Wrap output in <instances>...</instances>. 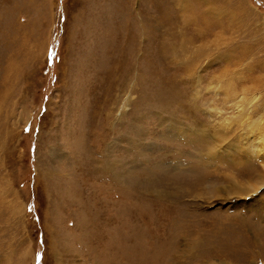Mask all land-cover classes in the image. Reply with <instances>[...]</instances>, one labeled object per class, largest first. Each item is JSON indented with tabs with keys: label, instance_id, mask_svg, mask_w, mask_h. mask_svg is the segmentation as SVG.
Segmentation results:
<instances>
[{
	"label": "rangeland",
	"instance_id": "rangeland-1",
	"mask_svg": "<svg viewBox=\"0 0 264 264\" xmlns=\"http://www.w3.org/2000/svg\"><path fill=\"white\" fill-rule=\"evenodd\" d=\"M260 114L264 0H0V264H264Z\"/></svg>",
	"mask_w": 264,
	"mask_h": 264
},
{
	"label": "bare ground",
	"instance_id": "bare-ground-1",
	"mask_svg": "<svg viewBox=\"0 0 264 264\" xmlns=\"http://www.w3.org/2000/svg\"><path fill=\"white\" fill-rule=\"evenodd\" d=\"M231 82V81H230ZM233 84V83H232ZM229 85V84H228ZM224 88H227V86L226 87H223V89ZM220 89V88H219ZM225 90V89H224ZM221 92V91H220ZM233 93V92H232ZM234 94V93H233ZM230 96V95H229ZM245 96V95H244ZM238 98V97H237ZM233 99V98H232ZM234 99H236V98H234ZM233 99V100H234ZM256 99V98H255ZM230 100V99H229ZM227 101V100H226ZM231 101V100H230ZM248 101V100H247ZM255 102V100H252V102ZM234 104V103H233ZM251 104V103H250ZM253 105H254V103H253ZM233 107V106H232ZM243 108V107H242ZM251 108V107H250ZM244 109V108H243ZM215 110V109H214ZM247 110V109H246ZM253 110V109H252ZM241 113H243L242 112V110L240 111ZM249 112V111H248ZM260 116V119H261V121L262 122H264V115H262V114H260L259 115ZM218 124H220V123H218ZM228 125H229V123H228ZM230 126V125H229ZM231 126H232V124H231ZM230 126V127H231ZM221 127V126H220ZM261 125L260 124H257L255 121H251V122H249L248 123V126H247V129H246V131H248L249 133H248V135H247V141H250V140H252V141H254V143H257V145L256 146H254L253 148L251 147L253 144H251V148L249 147L248 149V153H250V155L252 156V157H254V158H256L257 160H264V133L263 132H261ZM243 129H245V128H243ZM230 131H232V130H230ZM213 135V134H212ZM211 136V135H210ZM243 136H245V135H243ZM242 136V137H243ZM212 138V137H211ZM253 138V139H252ZM245 140V139H244ZM215 141V140H214ZM219 141V140H218ZM240 141V140H239ZM242 141V140H241ZM246 141V140H245ZM233 142V141H232ZM230 143V142H229ZM234 143V142H233ZM237 144V143H236ZM217 145V144H216ZM219 145V144H218ZM227 146V145H226ZM236 146H239V145H236ZM219 147H220V145H219ZM229 147V146H228ZM227 147V149H229ZM240 147H242V146H240ZM226 148V147H225ZM224 148V149H225ZM221 149H222V146H221ZM232 149V148H231ZM239 150H241V149H239ZM212 151H216L217 152V150H212ZM225 151V150H224ZM215 152V153H216ZM231 152V151H230ZM239 152V151H238ZM218 153V152H217ZM237 153V152H236ZM237 154H239L240 155V153H237ZM213 155H215V154H213ZM247 155V154H246ZM240 156H242V154L240 155ZM239 156V157H240ZM249 156V155H248ZM246 157V156H245ZM210 158V157H209ZM233 158V157H232ZM238 158V157H237ZM237 158H234L235 160L237 159ZM242 158V157H241ZM220 160V159H219ZM231 160V159H230ZM234 160V161H235ZM241 160V164H245V159H240ZM240 160H239V162H240ZM210 161V160H209ZM237 161V160H236ZM248 162V161H247ZM250 162V161H249ZM254 162V161H253ZM262 162V161H261ZM238 163V162H237ZM263 164V163H262ZM260 165V164H259ZM236 166V165H235ZM239 166V165H238ZM243 166V165H242ZM240 168V167H239ZM238 171V170H237ZM255 173V172H254ZM229 177V176H228ZM231 177L232 176H230V179L229 180H232L231 179ZM235 176H233L232 178H234ZM227 179V178H226ZM261 179V178H260ZM260 183H262V185L261 186H264V178L262 179V181L260 182ZM253 185H255V184H251V185H249L248 186V189H244V187H242V186H245V185H241V184H236V185H234L233 186V191H235L236 193H238V195H244V194H242L241 192H244V193H246V191H248V190H250L251 188H252V186ZM257 186V185H256ZM260 187V186H259ZM246 188H247V186H246ZM257 192V190H251V194H253V193H256ZM200 196V195H199ZM239 197H241V196H239ZM207 199V198H206ZM210 200V199H209ZM256 202H258V201H256ZM246 205V204H245ZM245 205H243V206H245ZM251 208V207H250ZM243 209V208H242ZM248 210H249V208H247ZM255 211V210H254ZM257 214V213H256ZM245 217V216H244ZM228 224V225H227ZM263 224V223H262ZM248 226V222L247 221H245V220H242V219H239V218H235L234 216H226V217H223V218H220V220L217 222V224L212 228V227H210L209 228V230H208V232H207V234H209V232L210 233H214L215 232V236H216V234L218 235V237L220 236V235H222L223 233H224V231H229V232H231L232 230H239V229H245L246 227ZM215 228V229H214ZM191 231V232H190ZM202 231V230H201ZM201 231H195L194 230V228H190V229H186L185 231H184V233H185V235H184V238L186 237H188V238H194V237H200L201 235ZM193 232V233H192ZM194 233H196V234H194ZM199 233V234H198ZM205 233V232H204ZM210 237H212L211 235H209ZM206 238H209L208 236L206 237ZM215 238V237H214ZM210 239H212V238H210ZM196 240H197V238H196ZM194 241V248H196L197 246H198V244H197V241ZM209 240V239H208ZM213 241V240H212ZM209 241V244H210V246L214 249V250H216L217 249V247L219 246L218 245V243L216 242L217 241V239H216V241ZM226 241V240H225ZM227 241H229L230 242V240L229 239H227ZM226 241V242H227ZM214 242H216V243H214ZM223 246H225V247H223L222 249H224V248H227V246L226 245H223ZM185 251V250H184ZM216 252V251H215ZM183 253V252H182ZM213 254H215V253H213ZM192 255V254H191ZM190 255V256H191ZM224 256H226V255H224ZM177 257V256H176ZM180 258V257H179ZM192 258V257H191ZM179 260V259H178ZM181 260V259H180ZM192 260V259H191ZM179 262V261H178ZM188 262V261H187ZM182 263V262H181ZM180 263V264H181ZM184 263V262H183ZM224 263V262H223ZM170 264V263H169ZM227 264V263H226Z\"/></svg>",
	"mask_w": 264,
	"mask_h": 264
}]
</instances>
